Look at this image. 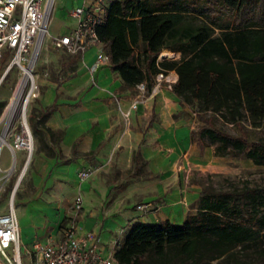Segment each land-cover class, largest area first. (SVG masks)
<instances>
[{
	"label": "crops",
	"instance_id": "0c3cea01",
	"mask_svg": "<svg viewBox=\"0 0 264 264\" xmlns=\"http://www.w3.org/2000/svg\"><path fill=\"white\" fill-rule=\"evenodd\" d=\"M74 1L77 8L93 0ZM75 25L68 14L66 28L55 36L67 34ZM57 51L64 59L55 73H42L47 71L41 67L43 63L54 60L49 51L41 49L36 63L40 92L29 115L38 135L33 151L27 157L24 150H14L10 144L0 150L8 154L7 162L0 156L1 169L15 172L24 163L12 190L16 185V192L22 171L28 172V190L13 203L18 246L26 262L30 261L27 252L35 243L58 241L64 220L73 218L71 205L80 170H90L92 175L81 185L83 210L74 222L79 233L91 231L96 235L104 256H113L117 243L137 224L184 223L188 215L196 212L200 192L189 176L194 172H214L211 168L217 165L218 158L210 159L209 148L200 157L191 141L193 113L181 105L171 89L176 73H167L161 82L155 81L146 90L145 102L131 113L126 126L112 95L127 109L137 86L126 88L108 64L95 71L97 87L92 85L87 67L95 61L96 47L84 54V65L77 57ZM124 178L139 188L150 187L151 193L142 195L143 206L134 207L126 201L132 193L117 184ZM181 179L186 183L183 186Z\"/></svg>",
	"mask_w": 264,
	"mask_h": 264
},
{
	"label": "trees",
	"instance_id": "16d2710c",
	"mask_svg": "<svg viewBox=\"0 0 264 264\" xmlns=\"http://www.w3.org/2000/svg\"><path fill=\"white\" fill-rule=\"evenodd\" d=\"M96 35L126 88L153 86L175 72L171 89L201 125L190 138L216 158L264 166V140L215 125L264 127V0L110 2ZM163 51L176 60L158 61ZM264 240V188L200 186L196 212L182 224H137L117 243V264H246L237 253ZM264 257V250L259 254Z\"/></svg>",
	"mask_w": 264,
	"mask_h": 264
},
{
	"label": "built area",
	"instance_id": "2783aa9c",
	"mask_svg": "<svg viewBox=\"0 0 264 264\" xmlns=\"http://www.w3.org/2000/svg\"><path fill=\"white\" fill-rule=\"evenodd\" d=\"M118 1L132 0H93L89 5L72 9L69 16L76 21L75 27L67 34L55 36L52 40L53 48L63 51L69 56L77 57L82 65H84V54L91 48H97L94 63L87 67L90 82L96 87L93 75L99 67L108 63L107 57L100 47L96 27L104 20L106 6L110 2ZM54 7L55 0H0V61L5 56L6 50L13 51L6 70L8 72L10 68L14 67L20 76L13 95L24 77L25 71L29 70L31 74L34 71L42 46L49 34L48 27ZM163 79L164 76L158 74L155 77L156 84ZM36 89L34 83V89H32L28 102L30 99L36 98ZM136 89L138 93L127 109H123L120 100L112 95L117 111L126 126L131 113L145 102L144 96L147 90L145 83L137 85ZM4 114L0 123L3 121ZM21 126L22 130L15 135L11 148L25 150L30 155L33 149L31 135L30 132L29 134L27 132L28 126L26 128L22 121ZM10 127L13 131L15 125L12 123L8 125L6 133ZM28 137L31 139L32 148H28L26 145ZM4 146L5 144L1 143L0 150ZM91 175L92 171L90 170H80L77 173L76 192L71 205L74 216L58 241L35 243L34 248L37 251L35 264H117L113 256H104L99 251L98 240L93 232L79 233L74 222L75 217L83 210L81 185L89 180ZM0 264H19L18 227L12 203L8 205L4 213L0 214Z\"/></svg>",
	"mask_w": 264,
	"mask_h": 264
},
{
	"label": "rangeland",
	"instance_id": "374dc122",
	"mask_svg": "<svg viewBox=\"0 0 264 264\" xmlns=\"http://www.w3.org/2000/svg\"><path fill=\"white\" fill-rule=\"evenodd\" d=\"M149 1L151 3H154V2L162 3V2H167L170 0H149ZM186 1L189 3H192L193 0H186ZM74 4H75L74 0H56L55 1V8L53 10V14H52L49 27H48L49 34L42 46L43 51L44 50L49 51L51 55H54L53 56L54 60L53 59L50 60L48 64H46L45 62L43 63V66L41 67L47 70V71H43L41 68L43 74H47V73L52 74L53 71L55 73V71L58 69V65L60 61L64 59V56L60 55L59 52L53 48L52 40H53V37H55V35H58L60 32H63L64 29L66 28L68 24V14L74 8ZM12 54H13V51L6 50L5 56L0 61V78L3 75L4 71L6 70L10 62ZM170 54L172 58H169V59L165 58L164 60H167V59L175 60V59H178L180 56L177 53L170 52ZM39 57H38V60H39ZM32 74L34 77V83L37 87V89L35 90L36 98H32L29 100L28 105L26 107L25 116H26V122H27V126L29 129L30 135H31L32 142L35 145L36 141L38 140V135L34 131L31 125L29 115L32 113V108H31L32 102L37 100L39 96V92H40L39 87L37 86L36 65L34 67V71ZM19 77L20 76H19L18 70L12 67L8 70L5 77L0 82V119L2 118V115L4 114L10 102V99L12 98V95L17 86ZM27 89H28V86L26 87L24 94H26ZM137 93L138 91H135L134 93H132L131 97L134 98ZM4 120L6 121V119ZM4 120L0 123V135L3 133V126L5 125ZM13 124L15 125L14 130L11 131L12 130L11 128L12 126H11L8 129V132L4 136V139L6 140L7 144H10L11 146L14 144L15 135L18 134L22 130L20 116H16V119L14 118L12 125ZM201 125L203 124L198 121L195 114H192L193 130H197ZM215 125L217 126V128H220L221 130L227 133L233 134V135H240L241 133H243L244 135H246L249 141L264 140V127L253 129L249 127L247 123L244 122L241 124V129H236L235 127H232L231 125H223L219 120L215 122ZM194 145L196 146V149L200 157L204 156V151L209 148V150L211 151L210 159L212 160L216 159V157L213 155V147H206L201 151L195 143ZM25 152L28 157L27 151ZM0 156L2 157L3 162L8 161V154L6 150L1 151ZM216 163L217 165L211 168V169H214V172H205V173L194 172L192 175L189 176V179L192 182L197 183L199 187L200 186L212 187L215 190H229L232 187L240 188L245 184H247L250 187L264 188V166H255L252 164L251 161L244 160V159L218 158L216 160ZM23 165L24 163H21L17 167L15 172H12V174H10L9 176H7L8 169L0 168L1 170L0 171V211L7 208L10 203H12L13 205L17 197L22 192L25 193L28 190V178H27L28 172L26 169V172L24 173V176L22 177L15 194L11 198L12 187ZM131 170L132 168L129 171ZM143 175H144L143 177H146L147 173L143 171ZM123 176L126 177V173L123 174ZM126 180L127 178L126 179L124 178L117 182L120 188L125 187L129 189V191L132 193L129 199L126 198V201L132 202L134 207L143 206L144 204H141V202L143 201L142 195L146 193H151L150 187L145 188L143 186V188H139V186L135 185L136 183L134 181L129 180V179L127 181ZM180 182L179 183L182 186H183V183L186 184L185 181L183 182V179H181ZM148 184H151V183H148ZM71 220L72 218L70 217L64 220L63 228L61 230V237L63 235L65 228L70 224ZM261 250H264V240H262V242H257L256 244L248 245L243 250L240 249L239 252L237 253V256H238V259L242 260L246 264H264V257H261L259 255L261 253ZM27 255H29L30 257L29 262H26V255L22 253L21 248H20L19 264H35L36 259H37V251L35 250V248H33L32 250H29L27 252Z\"/></svg>",
	"mask_w": 264,
	"mask_h": 264
},
{
	"label": "bare ground",
	"instance_id": "6f19581e",
	"mask_svg": "<svg viewBox=\"0 0 264 264\" xmlns=\"http://www.w3.org/2000/svg\"><path fill=\"white\" fill-rule=\"evenodd\" d=\"M160 57L162 58H172L170 52L168 51H163L160 55ZM28 86L27 92L26 94H24V91L26 89V87ZM32 89H34V77L33 75L30 73L29 70L25 71V75L24 77L21 79V81L18 84L17 90L15 92V94L12 96L5 114L3 116V120L6 119L5 121V125H4V132L2 135H0V144L4 143L5 146L9 147V145L7 144V142L4 139V136L6 134V128L8 125H10L14 118L16 119V116H20L21 121L23 124H25L26 128H27V122H26V107H27V102L29 97L32 94ZM27 132L29 134L28 128H27ZM26 145L28 148H32V142L30 137H28L26 139ZM25 169L22 171V173L20 174V179L22 178L23 174H24ZM13 169H9L7 171V176L12 174ZM20 182V181H19Z\"/></svg>",
	"mask_w": 264,
	"mask_h": 264
},
{
	"label": "water",
	"instance_id": "95a60500",
	"mask_svg": "<svg viewBox=\"0 0 264 264\" xmlns=\"http://www.w3.org/2000/svg\"><path fill=\"white\" fill-rule=\"evenodd\" d=\"M159 59L161 60H164L165 58H162V57H158ZM7 70L4 72V74L1 76V80L3 79V77L5 76ZM15 189H16V185L14 186L12 192H11V197L13 196L14 192H15Z\"/></svg>",
	"mask_w": 264,
	"mask_h": 264
}]
</instances>
